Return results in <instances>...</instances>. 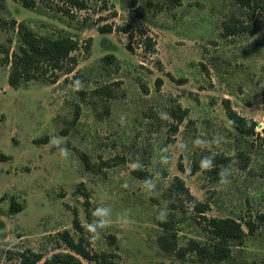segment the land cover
<instances>
[{"label":"rangeland","instance_id":"1","mask_svg":"<svg viewBox=\"0 0 264 264\" xmlns=\"http://www.w3.org/2000/svg\"><path fill=\"white\" fill-rule=\"evenodd\" d=\"M78 2L0 0V264L27 249L43 259L70 251L65 230L116 264H264V14L238 0ZM13 20L77 39L73 72L12 87ZM77 104L79 121L69 127ZM227 104L256 121L252 134L232 124ZM176 176L192 195L184 203L168 199ZM211 217L235 218L247 233L231 259L188 250L191 239L212 242ZM166 221L176 251L158 241ZM89 223L101 232L95 242Z\"/></svg>","mask_w":264,"mask_h":264},{"label":"trees","instance_id":"2","mask_svg":"<svg viewBox=\"0 0 264 264\" xmlns=\"http://www.w3.org/2000/svg\"><path fill=\"white\" fill-rule=\"evenodd\" d=\"M75 1L79 3L78 0ZM238 2L242 6L252 9L253 12H261L264 14V0H238ZM80 5L84 7V3H80ZM12 23L14 26L17 25L18 33L17 48L14 49L11 54L9 49L6 51L7 60L11 62L8 82L12 87L19 88L23 86L25 82L33 79L54 83L59 77L58 72L65 71L66 74L73 72L77 64V58L72 53L78 50L80 45L77 39H74L68 34H61L58 36L40 35L25 22L16 23V21L13 20ZM100 30L102 32L110 31L111 26H102ZM103 59L104 61L106 60L112 63L115 60V56L109 54ZM101 90H103V88L98 91ZM179 110L178 108L175 112L177 113L178 111L177 114H180ZM226 111L228 118L237 129L247 134H252L253 128L257 124L256 121L241 116L229 104L226 105ZM80 113V105L77 104L74 117L70 121L69 127L79 121ZM250 125H252L251 129L247 130L250 128ZM69 127L64 129V132H67ZM60 146H65V143ZM79 154L87 167H89L87 155L80 150ZM1 156H3V158H8L7 155L4 154ZM180 168L183 169V164H180ZM196 168L197 167H193L190 169L191 172L194 173L195 170H197ZM172 198H177L182 203H184L185 199L192 198L188 187L185 185L184 179L180 176H176L175 180L171 181L168 185V199ZM194 204L200 213L206 211L208 208L207 204L199 201H196ZM14 207V205L11 206L13 211L20 210ZM258 219L264 223V213H260ZM76 220L74 221L75 226L81 229V225ZM246 225L250 232L255 231L256 224L254 220L246 221ZM163 226L167 231L159 236L158 241L160 245L165 250L176 251L178 243L176 241V233H174L171 228V221L163 222ZM208 229L212 234V242L203 243L202 241L191 239L188 250L196 252L203 258L216 261L231 259L233 256V247L241 245L247 235L243 229V225L232 217H211L208 219ZM60 236L70 251H54L43 259V253L27 249L17 253L18 261L14 264H38L39 262H41L40 264H85L84 259L93 262V264H116L111 253L93 252L90 249V242L85 240L84 237H80V239L76 240L67 230L61 232ZM179 250L180 256L186 254L187 249L183 250L179 248Z\"/></svg>","mask_w":264,"mask_h":264},{"label":"clouds","instance_id":"3","mask_svg":"<svg viewBox=\"0 0 264 264\" xmlns=\"http://www.w3.org/2000/svg\"><path fill=\"white\" fill-rule=\"evenodd\" d=\"M75 84H76V91H79L83 88V85L81 84L80 81H76ZM59 152L61 155L66 156L68 153V149L66 146H64L63 148L60 149ZM227 182H228L227 178H223V177L221 178V183H227ZM100 214H101L100 210L97 209L96 211L93 212V217L98 216ZM166 217H167V210L166 209L161 210L158 215V219L163 221L166 219ZM86 231L89 233V240L91 242H95L101 236V232L97 231V226L94 223H89L87 225Z\"/></svg>","mask_w":264,"mask_h":264}]
</instances>
